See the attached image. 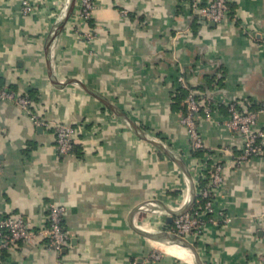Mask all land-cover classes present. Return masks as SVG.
<instances>
[{
  "label": "crops",
  "instance_id": "1",
  "mask_svg": "<svg viewBox=\"0 0 264 264\" xmlns=\"http://www.w3.org/2000/svg\"><path fill=\"white\" fill-rule=\"evenodd\" d=\"M29 1L33 11L26 14L22 0H0V89L29 96L34 112L71 123L78 134L73 151L61 153L54 127L0 99V218L22 216L39 229L58 203L69 238L61 252L45 238L17 241L0 248V264H198L192 253L169 252L173 245L140 231L173 228L192 186L193 208L219 163L215 210L231 220L209 223L190 239L206 264H264V152L236 163L244 138L223 123L230 112L222 103L238 101L251 111L264 101V0H230L222 22L206 19L188 0H96L92 39L81 35L88 24L76 2L49 49L69 0ZM180 74L221 103L199 121L202 156L181 122ZM85 86L166 143L192 178Z\"/></svg>",
  "mask_w": 264,
  "mask_h": 264
},
{
  "label": "built area",
  "instance_id": "2",
  "mask_svg": "<svg viewBox=\"0 0 264 264\" xmlns=\"http://www.w3.org/2000/svg\"><path fill=\"white\" fill-rule=\"evenodd\" d=\"M195 11L199 12L206 19L215 22L224 21L231 13L230 0H188ZM96 0H77V16L88 26L82 32L84 39H92L95 35L94 26L89 21L92 19L96 9ZM24 13H31L33 5L29 0H22ZM124 15L127 10H122ZM264 47V37H263ZM178 82L186 88L188 93L185 97V112L181 116L182 124L187 128L192 149H205L206 143L199 131V121L202 113L208 118L212 117L213 111L219 107L220 101L207 93H200L188 82L185 75L180 74ZM0 99L16 101L24 109L32 114L34 122L39 125H47L55 128L56 142L61 153H70L75 147V140L78 128L71 123L45 119L40 113L32 110V100L27 95H20L15 91L0 89ZM227 104L229 115L223 123L231 130L243 135L244 145L242 152L237 156L238 165L244 163L253 155H260L264 152V129L259 126V114L264 113V101L259 110L245 111L238 101H222ZM222 164L216 166L211 173L209 182L201 189L203 201L198 200L194 207L186 213L175 218L173 228L168 231L172 234L187 237L203 232L209 223L219 224L221 221H230L231 217L224 212L215 210V195L219 192L222 181ZM2 164L0 161V173ZM64 205L52 203L49 207L47 224L39 229L33 228L22 216L7 214L0 218V248L9 247L12 243L21 240H33L45 238L51 249L61 252L68 244V232L64 226ZM191 240V239H190ZM264 263V253L259 255Z\"/></svg>",
  "mask_w": 264,
  "mask_h": 264
},
{
  "label": "water",
  "instance_id": "3",
  "mask_svg": "<svg viewBox=\"0 0 264 264\" xmlns=\"http://www.w3.org/2000/svg\"><path fill=\"white\" fill-rule=\"evenodd\" d=\"M76 2L77 0H69L68 5H67V9H66V13L64 16L63 21H61V23L59 25H57V27H55V29L53 30V32L51 33V35L48 38V42H47V48L49 49L50 46L52 45V43L55 41V38L57 37V35L59 34L60 30L62 29L64 22L66 20H68V18L72 15L75 6H76ZM86 89H88L89 92H91L92 94L98 96L100 99H102L105 103H107L113 110H115L117 113H119L120 115H122L125 118V121L131 125L140 135H142L143 137H145L147 140H149L150 142H152L154 145L160 147L161 149H163L164 151H166L167 153H169L172 157H174L179 163L182 164V166L184 167L185 171L187 172V174L189 175V177L192 178V175L190 173L189 168L186 167V165L183 163V161H181L177 154L174 153L168 146L166 143L162 142L161 140L151 136L150 134H148L146 131H144L142 128H140V126L133 121L126 113H124L122 110H120L116 105H114L113 103H111L110 101H108L106 98H104L102 95H100L98 92L94 91L93 89H90L89 87L85 86ZM196 188L195 185L192 186V190H191V195L189 198V201L187 203V205L180 211V213L177 216H180L184 213H186L187 211H189L195 200H196ZM143 235H145L146 237L154 240V241H160L166 244H170V245H177L183 248H187L188 251H190L195 258L198 261V264H206L201 256V252L199 251L198 247L195 245V243L193 241H191L189 238L187 237H183V236H179V235H175L170 233L169 231L166 230H159V231H146V230H141L140 231Z\"/></svg>",
  "mask_w": 264,
  "mask_h": 264
},
{
  "label": "trees",
  "instance_id": "4",
  "mask_svg": "<svg viewBox=\"0 0 264 264\" xmlns=\"http://www.w3.org/2000/svg\"><path fill=\"white\" fill-rule=\"evenodd\" d=\"M230 5L233 6V3L230 2ZM181 90L183 91L184 93V96L186 97L187 93H188V90L186 88H183L181 87ZM186 108V107H185ZM193 150V153L196 155V156H202L203 153L205 152V149H192ZM212 173V172H211ZM210 174V172H209ZM209 181V177H208V174L207 176L203 179V185H201L202 187L205 186L207 184V182ZM202 198V195H201V190H199L198 192V200H201L203 201L204 199H201Z\"/></svg>",
  "mask_w": 264,
  "mask_h": 264
},
{
  "label": "bare ground",
  "instance_id": "5",
  "mask_svg": "<svg viewBox=\"0 0 264 264\" xmlns=\"http://www.w3.org/2000/svg\"><path fill=\"white\" fill-rule=\"evenodd\" d=\"M169 245V244H168ZM169 247V246H168ZM168 251L169 252H173V253H176V254H178V255H180V256H187V255H189L191 252L190 251H188V249L187 248H183V247H180V246H177V245H173V246H170L169 248H168ZM194 256V255H193ZM183 258V257H182ZM194 261V260H193ZM192 261V262H193Z\"/></svg>",
  "mask_w": 264,
  "mask_h": 264
}]
</instances>
